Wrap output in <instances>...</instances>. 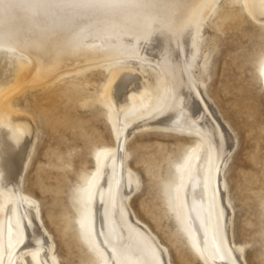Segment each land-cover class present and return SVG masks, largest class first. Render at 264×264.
Listing matches in <instances>:
<instances>
[{
	"label": "bare ground",
	"instance_id": "obj_1",
	"mask_svg": "<svg viewBox=\"0 0 264 264\" xmlns=\"http://www.w3.org/2000/svg\"><path fill=\"white\" fill-rule=\"evenodd\" d=\"M246 1L248 14L264 23V0ZM216 2L0 0V46L17 48L30 57L33 64L25 75L29 83H45L62 72L129 56L153 61L161 68L162 79L156 85L130 69L132 65L114 68L103 96L114 118L110 120L114 147L99 155L87 186L69 197L71 203L80 199L82 207L88 208L85 236L102 264H171L167 246L129 204L141 181L127 162L125 140L145 125L199 137L178 171L175 196L182 228L207 264H245V246L233 239L234 206L223 175L237 141L228 121L224 125L204 95L203 77L190 72L198 56L202 23ZM261 84L264 89V65ZM1 93L0 188L5 203L0 210V264H28L27 255L36 264H61L38 200L22 188L39 129L32 114L20 113L12 102L16 90ZM181 110L191 116L189 130L185 129L187 116L184 129L174 127L184 117Z\"/></svg>",
	"mask_w": 264,
	"mask_h": 264
},
{
	"label": "rangeland",
	"instance_id": "obj_2",
	"mask_svg": "<svg viewBox=\"0 0 264 264\" xmlns=\"http://www.w3.org/2000/svg\"><path fill=\"white\" fill-rule=\"evenodd\" d=\"M246 2L234 0L231 5L232 0H217L202 23L198 56L190 72L203 77L205 87L194 78L237 141L223 170L234 206V242L245 246V264H264V23L248 14ZM4 47L0 46L1 94L16 90L12 102L20 113L32 114L39 129L38 142L24 172L23 191L38 200L43 224L54 237L61 264H102L85 236L88 208L82 207L80 199L71 203L69 197L87 186L99 155L114 147L110 121L114 118L109 116L103 97L112 83L114 68L133 66L130 69L155 85L162 79L161 68L153 61L129 56L121 63L86 65L45 83H29L30 77L25 75L33 64L30 57L17 48ZM180 112L184 117L173 124L184 129L183 119L188 118L185 110ZM187 117L185 129L189 130L191 116ZM146 126L125 140L130 155L127 162L141 181L129 200L131 210L167 246L171 264H207L197 256L182 228L175 196L178 171L199 137L158 129L160 125ZM4 203L0 188V210ZM30 258L27 255L28 264H36Z\"/></svg>",
	"mask_w": 264,
	"mask_h": 264
}]
</instances>
